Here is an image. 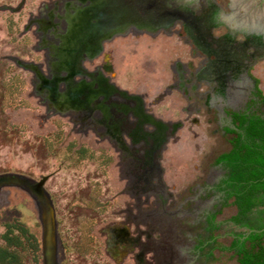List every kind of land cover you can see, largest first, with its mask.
<instances>
[{"label":"flooded vegetation","instance_id":"obj_1","mask_svg":"<svg viewBox=\"0 0 264 264\" xmlns=\"http://www.w3.org/2000/svg\"><path fill=\"white\" fill-rule=\"evenodd\" d=\"M192 1L160 0L154 17L152 0H0L22 50L2 58L31 73L48 113L68 116L78 154L97 155L99 216L115 194L99 231L118 264H211L245 231L231 216L236 230L218 244L219 216L233 205L219 158L241 125L264 119V0ZM214 139L228 149L216 152ZM12 176L6 187L49 199L58 230L49 177Z\"/></svg>","mask_w":264,"mask_h":264},{"label":"rangeland","instance_id":"obj_2","mask_svg":"<svg viewBox=\"0 0 264 264\" xmlns=\"http://www.w3.org/2000/svg\"><path fill=\"white\" fill-rule=\"evenodd\" d=\"M4 1L15 4L18 0ZM7 15L0 12V176L24 175L32 180L49 177L45 189L55 199L60 264H118L101 249L104 236L99 231L100 218L107 217L110 222L113 217L110 210L114 203H110L113 200L110 196L115 194L106 193L107 214L99 216L101 210L96 200L100 161L97 155L81 157L78 154L82 150L77 141L82 135L74 129L68 116L48 113L33 92L31 73L2 58L7 54L18 58L22 51L18 44H12L14 32H8ZM262 77L264 92V65ZM210 144L216 152L228 149L220 139ZM206 152H209L208 146ZM183 166V162L176 161L174 169L182 170ZM113 175L107 171L110 182ZM120 198L128 199L125 195ZM223 207L219 221L225 223L218 232V244L226 246L230 242L229 233L236 230L227 221L236 209L230 201ZM16 222H21L41 246L42 227L35 202L18 187L4 186L0 190V247L5 245L2 235L7 224ZM39 250L35 257L32 239L22 238V246L16 249L20 258L17 264H41V247ZM234 263L231 253L215 252L211 264Z\"/></svg>","mask_w":264,"mask_h":264},{"label":"trees","instance_id":"obj_3","mask_svg":"<svg viewBox=\"0 0 264 264\" xmlns=\"http://www.w3.org/2000/svg\"><path fill=\"white\" fill-rule=\"evenodd\" d=\"M232 143L228 153L219 161L228 168V198L236 208L233 224L245 229L235 235L231 246L234 264H264V119L254 117ZM247 231H250L246 235ZM32 239L35 257L39 244L22 223L7 224L2 235L5 245L0 247V264H17L16 249L22 238Z\"/></svg>","mask_w":264,"mask_h":264},{"label":"water","instance_id":"obj_4","mask_svg":"<svg viewBox=\"0 0 264 264\" xmlns=\"http://www.w3.org/2000/svg\"><path fill=\"white\" fill-rule=\"evenodd\" d=\"M139 2H143L144 0H138ZM152 6L150 10L154 13V17L159 14V10H157V5H160V0H152ZM194 1L192 0H170L171 8H179L180 5H186V7L190 6ZM180 4V5H179ZM162 8V7H161ZM143 9L146 11L145 6ZM159 9V8H158ZM171 11V10H170ZM16 176L7 175L0 176V186L9 185L11 181L16 180ZM40 184V183H39ZM37 209L39 211V218L42 227V236H41V264H60L57 253H58V234H57V225L54 219L53 208L49 199L47 203L43 205H39L36 203ZM250 231H247L246 235H248Z\"/></svg>","mask_w":264,"mask_h":264}]
</instances>
